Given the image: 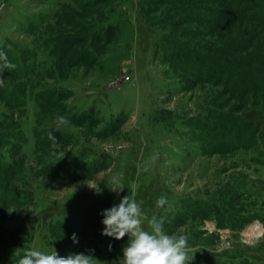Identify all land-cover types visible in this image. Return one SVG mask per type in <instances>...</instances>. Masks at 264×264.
Wrapping results in <instances>:
<instances>
[{"label":"rangeland","instance_id":"374dc122","mask_svg":"<svg viewBox=\"0 0 264 264\" xmlns=\"http://www.w3.org/2000/svg\"><path fill=\"white\" fill-rule=\"evenodd\" d=\"M78 2L0 0V47L9 41L29 46L46 28L57 32L70 29L68 26L73 22L81 25L80 22L91 21V18H83ZM141 5L155 19L161 18L166 10L158 0L118 3L111 23L119 26V32L101 56L97 64L100 70L99 67L90 69L78 65L65 68L61 77L54 71L55 65L47 61L38 71L37 82L45 83L43 86L55 85L58 91L72 95L63 104H70L76 119L81 120L82 128L70 127L66 131L64 137L68 144L44 145L38 154H34L35 122L38 120L44 128H55L57 120L49 115L52 112L38 118L34 102L28 99L26 114L13 115L0 102V160L4 157L9 163L13 161L7 152L10 153V147L22 142L20 138L26 136L27 158L19 174L31 177L34 189L33 204L20 206L17 202L0 206V235L26 228L28 249L51 253L56 248L50 246V223L65 224L67 213L105 199L114 187L113 177L118 176L125 188L115 195L111 207L118 205L126 195L137 202L142 201V209L149 218L156 215L165 219L164 228L168 234L188 237V256L193 257L190 264H264V154L250 150L229 155H202L201 142L194 130L185 124L196 119L204 104L219 105L225 100L231 103L229 92L223 91L222 85L214 86L209 81L188 82L173 77L169 65L154 54V44L163 28L145 23ZM59 10L64 12L63 20L53 22ZM70 11L78 13V17ZM87 13H94V10ZM77 23L73 24V29ZM44 53L40 51L39 62ZM34 89L40 90V87ZM214 94L218 102H214ZM86 109L89 112L83 117ZM221 109L231 115L244 111L234 110L232 106ZM19 124L23 125L21 130L16 129ZM9 133L14 139L7 138ZM234 139L235 134L228 137V140ZM156 153L159 155L152 162L151 157ZM82 158H86L82 162L87 164L94 160L104 161L109 168L74 183L68 178L50 182L42 175V169L48 163H76ZM54 173L57 176L63 174L59 168ZM7 176L6 171L0 169V188L17 189L18 185H9ZM230 181L241 182L247 195L244 198L236 195L234 201L229 202L220 189L227 186L235 195L228 186ZM161 195L167 197L168 204L157 208L156 202ZM215 196L226 206H233L246 221L252 219L251 223L241 231H234L230 223H227L230 226L219 227L214 219L198 220L176 228L167 226L168 209L183 211V203L186 205L191 201L194 204L195 200H204L209 205L215 202ZM20 199L27 201V198ZM256 222L263 229L260 235H252L253 239H249L247 236L251 235L247 230L258 224ZM103 228L102 225L93 231H85L91 235V240L83 251L89 254L90 249L94 250L91 254L100 264H120L128 237L114 246L113 238L101 234Z\"/></svg>","mask_w":264,"mask_h":264},{"label":"trees","instance_id":"16d2710c","mask_svg":"<svg viewBox=\"0 0 264 264\" xmlns=\"http://www.w3.org/2000/svg\"><path fill=\"white\" fill-rule=\"evenodd\" d=\"M121 1L126 0H79L77 4L85 16L83 18H91V21H79L81 25L73 22L68 26L70 29L57 32L46 28L29 46L16 45L9 41L0 47V51L7 54L8 60L16 65L15 69L4 70L0 76L6 82V85L0 86V102L13 115L26 114L28 99H31L37 109L38 118L48 111L52 112L49 114L50 118L65 116L70 124L55 131L58 141L56 145L67 143V138L64 137L66 131L70 127L82 128V122L76 119L70 104H63L72 98L71 93L58 91L55 85L43 86L45 83L37 82L40 76L38 71H41L47 61L52 66L55 65L54 71L61 77L64 76L65 68L70 69L78 65L90 69L99 67L100 70L97 64L119 32V26L111 23V17L117 13L116 7ZM158 1L166 6L165 13L159 19L151 17L145 6H140L146 24L163 28L154 44L155 56H161L163 62L169 65L173 77L186 79L188 82L209 81L214 86L222 85L223 91L229 92L231 103L225 100L221 104L218 103L219 105L204 104L196 119L191 124H185L194 130L196 138L201 142L202 147L199 149L203 152L202 155H229L250 150L264 154V0ZM90 10H94V13L88 14ZM63 13L60 10L56 12L53 22L63 20ZM71 15L78 17V13L71 12ZM63 23L65 26L66 22ZM74 23L77 24L73 29ZM41 50L45 51V56L39 62ZM36 87H40V90L34 89ZM216 98L214 94V102H218ZM222 106H232L234 110L238 108L244 111L231 115L222 110ZM88 112L89 109H86L82 116ZM22 128L23 125L20 124L16 127L17 130ZM52 129L55 128H44L38 120L35 122L34 154H38L44 145L53 146L48 138ZM231 134H235L234 140H228ZM7 138L14 139V135L9 133ZM20 139L23 141L11 146L10 153L7 152L13 161L9 163L4 157L0 160V169L8 174L9 185H18V188L13 187V190L9 186L0 188V196L3 198L0 206L17 202L20 206L34 203L31 177L19 174L27 158L25 146L28 142L26 136ZM85 159H79L76 163H48L43 167L41 174L50 182L68 178L74 183L90 179L109 168V164L104 161L94 160L87 164L82 162ZM58 168L63 172L61 176L54 173ZM240 183L228 182L235 195L230 193L227 186L220 189L226 194L229 202L234 201L236 195L242 198L247 195L245 187L242 188L244 185ZM116 194L112 191L105 199L75 209L74 213H67L68 221L65 224L51 222L50 246L55 247L60 256L86 254L83 249H86L91 235L88 236L85 231H93L103 225L102 212L111 208ZM219 195L222 197L221 193ZM22 197L27 198V201L22 202ZM217 197L215 196V202L209 205L204 200H195L194 204L191 201L186 205L183 203V211L168 209L170 220L167 226L176 228L198 220L214 219L219 227L226 224L225 226L231 225L234 231H241L252 221L249 218L246 221L236 213L238 211L233 206H226L220 201V197ZM73 234L79 241L76 244L71 239ZM27 235L26 228L6 231L0 235V264H15L18 257L14 252L18 249L22 254L24 250H29ZM111 241L117 246L122 240L113 238Z\"/></svg>","mask_w":264,"mask_h":264},{"label":"clouds","instance_id":"9594fccd","mask_svg":"<svg viewBox=\"0 0 264 264\" xmlns=\"http://www.w3.org/2000/svg\"><path fill=\"white\" fill-rule=\"evenodd\" d=\"M15 68L16 65L8 60L7 54L0 51V76L4 70ZM3 84L4 79L0 78V86ZM56 120L55 129L50 130L48 134L53 146L58 143L55 131L70 124V121L62 115H57ZM158 155L156 153L151 157L152 162H155ZM112 183L114 187L111 191L113 192L119 193L125 188L118 176L113 177ZM142 203L126 195L118 205L102 212L104 228L101 234L103 236L118 241L128 237L127 246L122 249L123 257L120 264H190L193 257L188 256V237L168 234L164 228L165 219L156 215L149 218L142 209ZM167 204L166 196L161 195L157 199V208H164ZM71 239L74 244L79 242L75 234ZM92 252L94 250L90 249L89 254L74 253L60 256L56 250L45 253L29 249L21 254L17 249L14 255L18 257L16 264H100V261L91 254Z\"/></svg>","mask_w":264,"mask_h":264},{"label":"built area","instance_id":"2783aa9c","mask_svg":"<svg viewBox=\"0 0 264 264\" xmlns=\"http://www.w3.org/2000/svg\"><path fill=\"white\" fill-rule=\"evenodd\" d=\"M256 223H258V224H255V225H253L252 227H250L248 230H247V232L248 233H250V234H254L255 236H258V235H260V233H261V230L263 229L262 228V225L259 223V222H256ZM246 235V234H245ZM253 235V236H254Z\"/></svg>","mask_w":264,"mask_h":264},{"label":"bare ground","instance_id":"6f19581e","mask_svg":"<svg viewBox=\"0 0 264 264\" xmlns=\"http://www.w3.org/2000/svg\"><path fill=\"white\" fill-rule=\"evenodd\" d=\"M251 236H247L249 239H253L252 234H250ZM254 235V234H253ZM256 237V236H255Z\"/></svg>","mask_w":264,"mask_h":264},{"label":"crops","instance_id":"0c3cea01","mask_svg":"<svg viewBox=\"0 0 264 264\" xmlns=\"http://www.w3.org/2000/svg\"><path fill=\"white\" fill-rule=\"evenodd\" d=\"M59 7V6H58Z\"/></svg>","mask_w":264,"mask_h":264}]
</instances>
